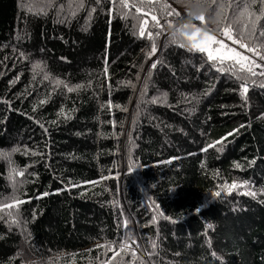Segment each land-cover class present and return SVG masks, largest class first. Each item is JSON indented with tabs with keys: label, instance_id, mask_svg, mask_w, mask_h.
<instances>
[{
	"label": "trees",
	"instance_id": "trees-1",
	"mask_svg": "<svg viewBox=\"0 0 264 264\" xmlns=\"http://www.w3.org/2000/svg\"><path fill=\"white\" fill-rule=\"evenodd\" d=\"M221 2L239 39L251 0ZM160 3L174 14L153 5L162 28L145 17L161 33L149 57L119 0H0V204L24 201L19 223L0 212V264H264V76L244 99L236 75L173 41L189 13L220 34L215 13ZM249 11L260 19L245 42L264 54V15ZM233 181L248 186L221 191Z\"/></svg>",
	"mask_w": 264,
	"mask_h": 264
},
{
	"label": "snow or ice",
	"instance_id": "snow-or-ice-1",
	"mask_svg": "<svg viewBox=\"0 0 264 264\" xmlns=\"http://www.w3.org/2000/svg\"><path fill=\"white\" fill-rule=\"evenodd\" d=\"M115 3L116 0H113ZM187 3L189 6H195V7H201L204 9V11H213L215 13L214 17H210V19L213 20L214 23L217 24V30L221 31V35L227 36L228 39L233 40V43L239 44L240 48H246L249 52H252L254 55L259 56L260 61H264V54H261L259 51H257L258 45H253L250 43L245 42V33H247V40L251 41L253 36L255 35V25L256 21L260 19V16L257 15L255 12L249 11L252 4L258 3L260 5V13L261 15H264V0H251V4L245 3L243 11L240 12L239 16L236 18V21L234 22H242L241 23V32L239 34V39H233V36L231 34V22L228 24L224 23V20L227 19V16L225 14V4L223 2L217 3V0H187ZM159 5L162 12H166L167 15H173V11H168L171 8V5L164 3L161 4L160 0H119V5L121 8L124 9H135L134 18L138 21V24L135 26L138 29V34L141 37H145L148 40L152 41L151 49L147 53L149 57L154 55L157 51L156 44H155V37H158L161 33L156 32L153 34V32L148 27V20L145 18L149 15H151L152 20V28L161 27L160 21L155 15V7L153 5ZM213 5H216V8H213ZM80 7H83V0H80ZM92 11H95V9H92ZM139 14V15H137ZM176 15H179V13H175ZM125 17L129 15V12L124 13ZM189 16H192V13H189ZM193 19L204 21L205 16L204 13L201 12L199 15L193 16ZM171 27V25H169ZM191 27L193 31L189 34L185 29ZM181 35L182 37H185V42L181 43V47H188L191 50L199 51L202 53L207 54V58L210 61L217 62L220 67L217 68L218 71L224 72L228 71L231 72L233 75H236L238 79L242 81L241 88V96L246 99V93L248 91V77L250 76H264V71H260L259 73L256 71L257 68H264V65L257 64L255 60L250 59L247 56L242 55L240 52L236 51L232 48H227V46L223 43L222 40H219L216 38L215 35L209 34L208 30L202 31L201 28L196 27L195 25H189L185 24L182 25L181 29H178L177 31H174L172 33L173 41H175V37L177 35ZM261 36H264V32L260 33ZM198 37H201V39H197ZM212 45H217V48H213ZM227 48L226 53L220 54L222 49ZM23 55V54H22ZM231 61L230 64H228L227 67H224L226 62ZM158 62H153L151 64V69H155ZM34 70L40 68L39 64L33 65ZM105 74L107 73V66L104 68ZM240 73H245L246 75H240ZM151 73L149 72V75ZM18 79V77H17ZM44 79L48 80L50 77L48 74L44 75ZM15 81H12L11 83H14ZM56 85H62L67 89L68 92L76 91L77 89H80L84 87L83 85H76L75 87H69L67 84H64L61 80H55L54 81ZM261 87H264V83L260 84ZM5 103H9L8 101H4ZM46 100H41L40 104L43 105L46 103ZM155 102V101H153ZM35 111V108L33 109ZM59 115L64 116L66 119H70L71 116L64 112L63 109H61ZM55 123V121H53ZM43 127V125H41ZM243 127V125H241ZM238 129L234 130V132H237ZM234 133H228L227 135H233ZM227 139V136L221 138V140L214 142L213 144L208 145V147H215L217 144H223L224 140ZM222 150V149H221ZM204 151H207V149H204ZM5 158L8 157L9 154H3ZM250 163H255V161H251ZM237 168H240L241 165L239 163H236L234 165ZM13 172H15L16 175L23 176L24 172L19 171L17 172L15 169H13ZM218 175V173H217ZM71 187H80L79 184H71ZM248 186V182L244 181L242 183H238L236 181H233L230 185L225 182L221 186V191H228L231 192L233 189L236 188H245ZM221 191H217L214 193L215 196L219 197L221 195ZM48 193H44L43 195H47ZM246 195H251L253 197L256 196V192L248 188V190L244 193ZM262 194H264V191H262ZM24 203L23 200H20L18 197L13 196L11 203H2L0 204V212H6V215L11 218L12 223H19V221L16 219V217L13 215V211L18 209V206L20 204ZM7 210V211H6ZM199 211V209H197ZM3 216H0V219H3ZM153 220L155 221V217H153ZM124 226H127V221L124 222ZM213 225L209 224L208 228L211 229ZM130 239V238H129ZM135 242L133 241L132 244H129L127 241L121 245H119L120 249L122 251H126L129 248L134 245ZM99 247H106L109 251L112 250V245H99ZM153 248L156 247L155 243L152 245ZM119 253H116L118 255ZM215 255V253H213ZM133 256H135V252L133 251ZM110 264V262H108ZM143 264V262H141Z\"/></svg>",
	"mask_w": 264,
	"mask_h": 264
},
{
	"label": "rangeland",
	"instance_id": "rangeland-1",
	"mask_svg": "<svg viewBox=\"0 0 264 264\" xmlns=\"http://www.w3.org/2000/svg\"><path fill=\"white\" fill-rule=\"evenodd\" d=\"M185 16H186V18H185V20L183 21L184 25H185V24L195 25L196 27L201 28L202 31H204V30H208L207 28H205V27L203 26L202 21H200V20H196V19H193L191 16H189V14H185ZM183 23H179V25H182ZM185 31H187V32L190 34V33L193 31V29H192L191 27H189V28L185 29ZM208 31H209V34H211V35H215L217 39L222 40L223 43L227 46V48L235 49V45L239 46V44H237V43H233V40L228 39L227 36H224V35H223L224 38H225V40L219 38V36H222L221 33H220V34H215V33H212L210 30H208ZM197 39L199 40V39H201V37H198ZM212 47L215 49V48H217L218 46H217V45H212ZM227 48L222 49L221 52H220V54H224V53H226ZM243 49H244V48H243ZM235 50H236V49H235ZM240 53H241V52H240ZM206 55H207V54H206ZM133 247L135 248L134 245H133Z\"/></svg>",
	"mask_w": 264,
	"mask_h": 264
},
{
	"label": "built area",
	"instance_id": "built-area-1",
	"mask_svg": "<svg viewBox=\"0 0 264 264\" xmlns=\"http://www.w3.org/2000/svg\"><path fill=\"white\" fill-rule=\"evenodd\" d=\"M219 38L225 40L224 36H219ZM235 49L238 52L248 54L250 57H252L257 64L264 65V61H260L259 56L254 55L253 53H247V51L243 48H240L239 46L235 45ZM256 71L259 73L260 71H264V68H257Z\"/></svg>",
	"mask_w": 264,
	"mask_h": 264
},
{
	"label": "clouds",
	"instance_id": "clouds-1",
	"mask_svg": "<svg viewBox=\"0 0 264 264\" xmlns=\"http://www.w3.org/2000/svg\"><path fill=\"white\" fill-rule=\"evenodd\" d=\"M196 11H197V13H199V11H200L199 7H197ZM239 47H240V46H239Z\"/></svg>",
	"mask_w": 264,
	"mask_h": 264
}]
</instances>
